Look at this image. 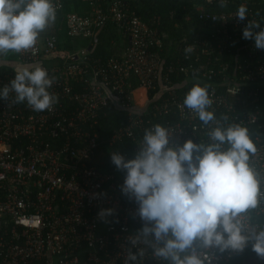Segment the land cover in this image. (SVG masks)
Segmentation results:
<instances>
[{
	"label": "built area",
	"instance_id": "obj_1",
	"mask_svg": "<svg viewBox=\"0 0 264 264\" xmlns=\"http://www.w3.org/2000/svg\"><path fill=\"white\" fill-rule=\"evenodd\" d=\"M88 1L91 12L67 15V36L92 37L111 21L128 39L122 59L93 58L85 48H60L54 24L40 34L34 48L9 53L16 62L39 64L56 78L48 91L58 103L51 110L35 112L26 102L12 103L14 93L8 101L0 99V264H124L129 250L138 249L144 256L129 264H166L142 242L139 232L145 222L138 214L139 205L121 190L126 175L115 167L102 170L90 161L101 144L96 128L110 104L129 110L127 120L113 129L110 146L128 139L136 155L154 119H161L160 125L168 129L171 145L179 147L189 139L207 143V132L215 124L202 125L183 106L190 90L185 86L192 79L209 86L211 110L223 127L240 124L248 129L256 147L250 164L262 177L264 193V50L255 47L254 39L242 37L250 20L260 23L254 32L264 29V0H238L248 9L244 21L235 17L237 5L218 13L198 7L199 18L212 28L184 39L175 63L162 78V59L153 50L162 44L160 32L142 19L132 4L135 0ZM236 1L227 0L226 7ZM53 2L57 16L63 0ZM205 2L219 6L220 0ZM189 46L193 51L186 58ZM230 58L234 62L224 61ZM8 66L0 71V89L14 78V68ZM173 72L188 79L174 82L168 77ZM217 75L221 80L213 81ZM135 77L139 86L132 87ZM138 89L143 90L141 96ZM152 90L156 95L150 101ZM225 115L226 121L221 119ZM109 209L112 214L101 218V210ZM263 219L264 195L249 213L257 229L264 228ZM133 239L140 242L132 245ZM208 251L212 264H246L254 252L252 242L242 252ZM254 264H264V258H256Z\"/></svg>",
	"mask_w": 264,
	"mask_h": 264
},
{
	"label": "clouds",
	"instance_id": "obj_2",
	"mask_svg": "<svg viewBox=\"0 0 264 264\" xmlns=\"http://www.w3.org/2000/svg\"><path fill=\"white\" fill-rule=\"evenodd\" d=\"M226 3L220 0L219 7ZM56 11L53 0H0V57L34 48L40 34L55 23ZM235 17L244 21L247 7L240 5ZM258 28L260 23L250 20L242 37L254 39L255 47L264 50V29L254 32ZM184 51L187 58L193 48ZM14 73L10 83L0 89V99L8 101L14 93L12 103L26 102L35 112L51 110L58 103L48 91L56 78L46 68L18 64ZM208 88L196 83L183 100V106L195 113L202 125L215 124L207 132V143L189 139L182 146L171 145L168 129L154 124L145 129L134 159L111 153L115 167L126 170L121 190L137 202L138 214L145 222L139 232L142 242L166 264H212L209 249L242 252L249 242L264 258V228L253 227L249 220L250 210L258 207L264 195L262 177L250 164L256 147L246 127L221 125L211 110ZM112 212L101 210L99 215L103 218ZM138 242L130 241L132 245ZM142 256L143 249L136 253L129 250L124 264Z\"/></svg>",
	"mask_w": 264,
	"mask_h": 264
},
{
	"label": "trees",
	"instance_id": "obj_3",
	"mask_svg": "<svg viewBox=\"0 0 264 264\" xmlns=\"http://www.w3.org/2000/svg\"><path fill=\"white\" fill-rule=\"evenodd\" d=\"M238 0L235 5L220 8L216 5H210L205 0H138L132 2L133 6L138 8V13L142 19L158 28L162 44L159 47H154L153 50L160 55L161 62V78L167 73L166 68L171 63H175L177 54L182 49V45L185 43L184 39L191 40L195 37L196 33L202 30L212 28L210 22H206L199 18L198 7L203 6L207 11L218 13L223 10H230L239 6ZM264 8V7H263ZM264 11V9H263ZM78 13L80 15L91 12V5L88 0H63V9L56 16L54 23V29L56 30L59 47L64 49H80L85 48L88 54L95 58L99 57L103 60H107L110 57L122 59V55L128 45V39L124 32L119 30L117 25L111 21H108L94 36L92 37H80L71 39L67 36L66 21L67 15L70 13ZM157 22V23H154ZM199 53V52H198ZM195 56V55H193ZM7 57L12 59L13 56L8 54ZM203 61L206 60L204 55L200 56ZM224 61L234 62L231 58L224 59ZM218 69L219 66L216 64ZM160 77V76H159ZM168 77L173 80L182 78L188 79V76L181 74L177 77V73H169ZM221 75L213 77V81H220ZM202 84L199 80L192 79L186 83L185 87L191 88L194 84ZM139 86L138 77L133 78L132 87ZM156 90H152L149 93L150 101L156 95ZM129 110L118 109L114 104H110L105 107L103 114L100 117V123L96 130L99 133L100 146L96 150V157H94L90 163L101 167L102 170H109V168L115 167L111 161V153L119 152L122 156L124 153H129V156L125 160H131L135 158L133 153L132 142L128 139H123L117 142L113 146H110V139L114 128L119 127L124 120H127ZM175 116V114L173 115ZM169 118V117H165ZM162 120H153L152 124H160ZM105 162L101 164L100 162ZM116 168V167H115ZM121 176L126 175V170H119ZM120 182L123 180L121 177ZM264 221V219H263ZM248 252H246V256ZM247 263V262H246Z\"/></svg>",
	"mask_w": 264,
	"mask_h": 264
},
{
	"label": "crops",
	"instance_id": "obj_4",
	"mask_svg": "<svg viewBox=\"0 0 264 264\" xmlns=\"http://www.w3.org/2000/svg\"><path fill=\"white\" fill-rule=\"evenodd\" d=\"M135 1L137 2L138 0H135ZM49 29H50V27L47 28L43 33L47 32ZM0 61H3V63H0V71H2V72L10 68V66H8V65H11V66H13V68H15V66L17 64H20V63L16 62V60L9 59V57H7V56L6 57H0ZM142 91H143L142 89H138L137 93L142 92ZM258 257L259 256L255 252L249 254L248 258H251V259L246 264H254L256 258H258Z\"/></svg>",
	"mask_w": 264,
	"mask_h": 264
},
{
	"label": "rangeland",
	"instance_id": "obj_5",
	"mask_svg": "<svg viewBox=\"0 0 264 264\" xmlns=\"http://www.w3.org/2000/svg\"><path fill=\"white\" fill-rule=\"evenodd\" d=\"M16 64H17V63H16ZM17 65H18V64H17ZM141 95H142V92H139V93H138V96H141Z\"/></svg>",
	"mask_w": 264,
	"mask_h": 264
}]
</instances>
